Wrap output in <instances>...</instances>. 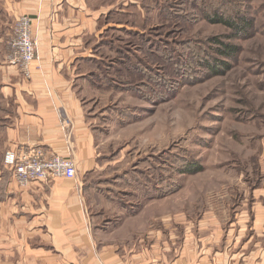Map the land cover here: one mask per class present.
<instances>
[{"label":"rangeland","instance_id":"obj_1","mask_svg":"<svg viewBox=\"0 0 264 264\" xmlns=\"http://www.w3.org/2000/svg\"><path fill=\"white\" fill-rule=\"evenodd\" d=\"M138 1L149 10L122 21L135 20L154 45L143 44L141 38L139 46L132 45L134 37L130 39L132 34L124 31L117 40L121 67L134 61L150 75L144 84L141 72L132 70L133 83L148 87L151 99L124 89L125 81L120 94L100 95L98 107L107 104L95 111L102 109L104 116L98 139L100 160L107 163L106 172L126 177L116 184L118 190H130L124 198L133 204L135 221L144 223L147 213L150 220L154 217L156 234L161 242L170 241V253L200 247L210 259L216 253H242V240L230 249L238 231L236 223L230 227V221L239 218L247 225L246 238L253 235L250 211L258 201L255 194L264 188V0H213L216 6L230 4L227 14L244 23L238 30L206 18V13L218 14L210 0H197L200 7L190 2V18L184 19H168L160 11L162 4L176 13L181 0ZM182 1L187 12L189 0ZM0 33L2 50L7 35ZM222 43L233 45V53L217 55L216 49L224 48ZM146 44L148 51L142 48ZM194 53L201 54L203 61ZM206 63L214 65V70ZM123 76L129 80L125 67ZM157 90L160 95L154 94ZM113 107L130 114L120 122L110 111ZM133 172L138 182L131 177ZM143 185L149 197L142 194ZM243 206L244 214L239 208ZM130 222L125 220L123 227ZM257 247L247 245V249Z\"/></svg>","mask_w":264,"mask_h":264},{"label":"crops","instance_id":"obj_2","mask_svg":"<svg viewBox=\"0 0 264 264\" xmlns=\"http://www.w3.org/2000/svg\"><path fill=\"white\" fill-rule=\"evenodd\" d=\"M147 10L138 0H0V31L8 35L18 16H29L38 51L26 79L5 63L6 46L0 50V264H264V188L249 210V227L258 239L246 238L247 225L237 218L230 221L238 228L230 249L242 240V253L210 259L201 247L170 253V241L162 243L156 234L154 217L147 213L144 223L135 221L133 204L124 198L130 190L116 184L126 177L105 171L98 144L104 116L102 109L95 111L107 107H98L100 95L112 97L122 89L117 39L123 31L141 32L135 20L122 18ZM110 111L120 122L130 114ZM20 146L70 156L76 178L18 186L2 157ZM131 177L138 182L137 174ZM144 185L142 194L149 197ZM239 208L246 213L245 206ZM127 219L131 224L124 228ZM252 243L257 249H247Z\"/></svg>","mask_w":264,"mask_h":264},{"label":"built area","instance_id":"obj_3","mask_svg":"<svg viewBox=\"0 0 264 264\" xmlns=\"http://www.w3.org/2000/svg\"><path fill=\"white\" fill-rule=\"evenodd\" d=\"M32 26V18L18 16L11 25L5 43V63L19 68L26 79L30 77L31 64L38 59ZM2 163L18 186L36 181L50 182L55 178H76L75 162L70 156L49 152L41 146L7 149L3 153Z\"/></svg>","mask_w":264,"mask_h":264},{"label":"trees","instance_id":"obj_4","mask_svg":"<svg viewBox=\"0 0 264 264\" xmlns=\"http://www.w3.org/2000/svg\"><path fill=\"white\" fill-rule=\"evenodd\" d=\"M190 2L196 3L199 7L201 5V4H198L197 3V0H189V3L186 4V8L188 10H187V12H184V10H183V4L185 3V1H182L181 0L175 6L178 9L176 13L173 12L174 10H172V8H170V5L165 6V5H162L161 4L160 5V11H161L162 15L166 16L168 19H172V18H175V19L176 18H178V19H181L182 18V19H184L186 17L187 18H190L189 17V12H188L192 8V5H191L192 3H190ZM210 4L212 6H216V3L213 2V0H210ZM216 7L218 8V14H216V13L214 14V12L212 14L206 13V18L209 21H211V22H217L218 21L220 23H224L225 25L231 26L235 30H238L237 28L240 27L241 24L244 25V23H242V22L240 23V22H238V20L231 19L230 16L227 14V13H230V4H227V3L225 4L223 2H218ZM133 37H134V41L133 40H130V42H132V45L139 46V38H141L143 44H145L147 42V43H150V44L153 43V45H154V40L151 39V41H150L148 39L149 38V34L148 33H144V34H143V32L135 33V34L132 35V38ZM118 44H120V42L117 43V45H116L117 47L120 48V46ZM223 46H224V48H222V49L221 48H217L216 49L217 55H218V53L219 54H222V53L223 54L224 53L225 54H231V53H233V50H235L233 45L223 44L222 43V46L221 47H223ZM142 48H143L144 51H148L149 45L146 44V46L145 47H142ZM192 55H193L194 58H197L198 60L203 61V60H201V59H203L202 56H200L201 54L194 53ZM215 59L213 58L212 60H215ZM136 65H137L138 72L140 71L141 72V75L143 76V83L144 84L147 83V80L149 79L150 75L148 73H146V71L142 67H140L136 62H134V61L133 62H130V63L129 62H126V64H123L122 67L123 68L125 67V69H128V74H130V77H129V80L128 79L127 80H125V79L123 80V83L125 81V85H124L125 87H124V89H128L130 91H135V93L142 94L146 98L151 99V97H149V94H148V90H149L148 87H146L144 84H140L138 82L136 84L133 83V79L134 78H132V75H133V72H135V71L132 72V70L135 69V66ZM131 66H132V69H130ZM207 67H209L210 70H214V65H211L210 66V64H207ZM123 68H122V72H123ZM151 79L152 80L155 79V76L153 75V72H152ZM162 86L164 88H168L167 83L164 82V81H162ZM154 94L160 95V90H157L156 92H154ZM158 97H160V96H158ZM125 114L127 115V112Z\"/></svg>","mask_w":264,"mask_h":264}]
</instances>
